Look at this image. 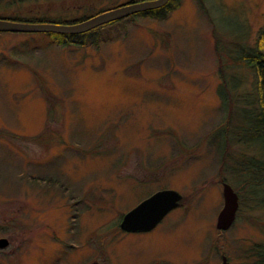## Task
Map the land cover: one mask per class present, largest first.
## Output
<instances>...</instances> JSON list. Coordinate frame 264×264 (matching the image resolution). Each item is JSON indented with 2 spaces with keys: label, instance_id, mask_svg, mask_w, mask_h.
<instances>
[{
  "label": "rangeland",
  "instance_id": "rangeland-1",
  "mask_svg": "<svg viewBox=\"0 0 264 264\" xmlns=\"http://www.w3.org/2000/svg\"><path fill=\"white\" fill-rule=\"evenodd\" d=\"M124 1L0 0V16L70 19ZM200 1L179 0L166 18L122 19L97 44L0 31V235L9 239L0 264L259 258L264 181L253 161L263 145L240 102L254 70L237 57L255 46L264 0H203V10ZM223 180L239 206L219 229ZM163 187L182 199L155 231L107 235Z\"/></svg>",
  "mask_w": 264,
  "mask_h": 264
},
{
  "label": "water",
  "instance_id": "water-1",
  "mask_svg": "<svg viewBox=\"0 0 264 264\" xmlns=\"http://www.w3.org/2000/svg\"><path fill=\"white\" fill-rule=\"evenodd\" d=\"M167 0H133L109 7L84 19L74 22L27 21L0 16V30L3 31H54L84 32L103 22L118 19L134 12L150 9L164 4ZM223 204L216 216V227L228 228L236 217L239 196L233 186L222 181ZM182 194L175 188L165 187L154 191L128 209L121 220L127 229L147 228L156 223L168 210L180 205ZM9 243L6 236H0V247ZM219 264H230L225 254Z\"/></svg>",
  "mask_w": 264,
  "mask_h": 264
},
{
  "label": "trees",
  "instance_id": "trees-1",
  "mask_svg": "<svg viewBox=\"0 0 264 264\" xmlns=\"http://www.w3.org/2000/svg\"><path fill=\"white\" fill-rule=\"evenodd\" d=\"M133 1L127 0L124 2ZM121 2V3H124ZM202 10L205 9V3L203 0L200 1ZM120 3H111L110 5L100 6L97 10L89 14H82L81 17L78 18H70L66 19L63 17H50L48 14H30V15H21L18 13L8 14L1 17H7L18 20H27V21H57V22H74L81 19H84L92 14H95L99 11L107 9L109 7L116 6ZM179 4V0H167L164 4L153 7L146 10H141L138 12H134L127 16L109 20L103 22L93 28H90L84 32H54V31H29V32H40L47 34L52 40H56L59 44L65 45H83L87 43L89 39L90 44H97L101 39H105L106 37L110 38L109 29L105 30L108 32L107 36H101L102 29L104 27H109L115 25L122 21V19H126L127 17L135 16V15H147L156 18H166L171 10L175 9ZM3 31V30H0ZM104 32V33H105ZM108 39V38H106ZM244 52H242L237 57L241 60H245L246 63L251 65L254 70V77L252 80L251 89L244 92L240 96V102L243 103L242 110L244 111L245 116L243 117V121L246 123L248 130V134L252 138H259L262 141L263 145V155L260 159L253 161V170L256 171L257 175H260V179L264 181V23L258 29L257 39L255 46L244 48ZM221 77L225 80V73L221 71ZM226 83H228V79H226ZM223 86H227L221 83V89L219 91L220 96H224V93L227 92L228 89H223ZM259 257L252 264H264V246L263 249H259V252H256Z\"/></svg>",
  "mask_w": 264,
  "mask_h": 264
},
{
  "label": "flooded vegetation",
  "instance_id": "flooded-vegetation-1",
  "mask_svg": "<svg viewBox=\"0 0 264 264\" xmlns=\"http://www.w3.org/2000/svg\"><path fill=\"white\" fill-rule=\"evenodd\" d=\"M163 188H165V187H163ZM159 189H161V188H159ZM159 189H156V190H159ZM155 190V191H156ZM154 192V191H153ZM152 192V193H153ZM152 193H150V194H152ZM149 194V195H150ZM149 195H147V196H149ZM147 196H145V197H147ZM145 197H143V198H141L139 201H141L142 199H144ZM138 201V202H139ZM138 202H136L134 205H136ZM181 204V203H180ZM134 205H132L131 207H133ZM179 206V205H178ZM178 206H176V207H178ZM130 207V208H131ZM176 207H173V208H171L170 210H168L156 223H154L152 226H150V227H147V228H137V229H127V228H124V227H122L121 226V220H122V217H123V215H124V213L128 210V209H130V208H128L127 210H125L124 212H122V214L120 215V217L118 218V220L117 221H115V223H114V227L112 228V233H109V234H107L108 236H111L112 235V240L114 241V239H117V238H119V235H124V234H150V233H152L153 231H155L157 228H158V226L162 223V222H164V220L166 219V217L168 216V214L169 213H171ZM220 229V228H219ZM91 235V234H90ZM106 235V234H105ZM106 235V236H107ZM0 236H5V235H0ZM99 236H101V234H99V233H96V236H95V241H101V238H98ZM69 246H70V243H69ZM5 247V246H4ZM0 248H2V247H0ZM223 254H225L224 252H221V259H222V255ZM226 255V254H225ZM81 255H78V257H80ZM227 256V255H226ZM82 258L80 257L78 260V263L79 264H90V262H86V261H84V262H81L82 260H81ZM227 259H228V257H227ZM228 261L230 262V264H231V261L228 259ZM221 262V261H220ZM219 262V263H220ZM91 264H99V260L98 259H93L92 261H91ZM145 264H166V262H165V259H163L162 257H160L159 255H157V257H154L153 259H151L150 261H148L147 263H145Z\"/></svg>",
  "mask_w": 264,
  "mask_h": 264
}]
</instances>
